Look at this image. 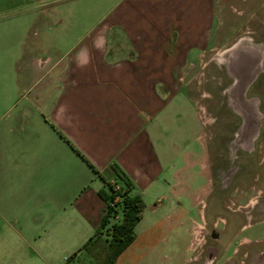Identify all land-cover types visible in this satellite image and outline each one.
Masks as SVG:
<instances>
[{"label": "crops", "instance_id": "crops-1", "mask_svg": "<svg viewBox=\"0 0 264 264\" xmlns=\"http://www.w3.org/2000/svg\"><path fill=\"white\" fill-rule=\"evenodd\" d=\"M90 1L0 0V84L11 86L0 94V258L64 264L98 228L104 185L73 145L107 179L122 170L144 202L116 264L171 260V247L161 256L157 247L173 228L193 234L200 260L207 220L187 205L212 180L185 78L213 48L216 0H99L108 9L79 32L73 7ZM33 50L54 56L32 59ZM32 82L38 92L16 90Z\"/></svg>", "mask_w": 264, "mask_h": 264}, {"label": "rangeland", "instance_id": "rangeland-1", "mask_svg": "<svg viewBox=\"0 0 264 264\" xmlns=\"http://www.w3.org/2000/svg\"><path fill=\"white\" fill-rule=\"evenodd\" d=\"M109 5L91 0L79 3L75 10L73 7L79 32L97 21ZM50 26L52 32L57 28ZM236 44L237 49L243 46L255 52L248 74L244 70L233 75L228 67L229 50ZM210 45L213 48L205 53L202 63L189 70L185 78L190 109L199 117L197 120L190 115L188 124L191 131L203 132L206 158L198 159L207 161L212 180L203 201L195 207L187 205L192 217L199 218L198 207L207 220L200 233L202 255L197 259L192 233L173 228L166 234V242L157 247L160 256L171 247L172 259L161 258L159 264H264V0H216ZM48 56L54 54L33 50L30 57ZM236 80V90H231ZM18 88L21 93L32 94L41 89V84L25 83ZM10 89L0 84V94ZM253 116L256 122L248 140ZM195 135L190 132L188 141L199 147ZM201 169L197 165L191 171L198 173ZM199 182L202 185L205 180ZM0 259V264H8Z\"/></svg>", "mask_w": 264, "mask_h": 264}, {"label": "trees", "instance_id": "trees-1", "mask_svg": "<svg viewBox=\"0 0 264 264\" xmlns=\"http://www.w3.org/2000/svg\"><path fill=\"white\" fill-rule=\"evenodd\" d=\"M70 147L102 180L104 189L99 191V195L106 207L98 228L76 251L66 257L64 264L73 261L116 264L119 254L135 237L134 227L141 218L144 202L139 195L132 193L130 179L117 166H112L114 177L109 180L73 145Z\"/></svg>", "mask_w": 264, "mask_h": 264}, {"label": "flooded vegetation", "instance_id": "flooded-vegetation-1", "mask_svg": "<svg viewBox=\"0 0 264 264\" xmlns=\"http://www.w3.org/2000/svg\"><path fill=\"white\" fill-rule=\"evenodd\" d=\"M237 46H239V44L233 45L229 50L230 55L228 57V62H229L228 67L231 69V73L233 75L238 76V72H240V71L242 72L241 74H243L244 70L246 71V74H248V72L250 71L249 70L250 66L252 67V65H250V61L252 60V59H250V57L254 56L255 52L253 49H247V48L245 49V47H243V46L240 47V49H237L236 48ZM242 53H244V54H242ZM221 59L222 58H220V56H219L218 60L221 61ZM241 74H239V75H241ZM237 82H238V80H236L234 85L231 87V90H236L235 87L238 85ZM242 110L244 111L243 108H242ZM254 117L256 118V116H253L251 123H249V125H248V134H249L248 140L250 139V134H251L253 127H254V124L256 122ZM216 254H214V256Z\"/></svg>", "mask_w": 264, "mask_h": 264}]
</instances>
